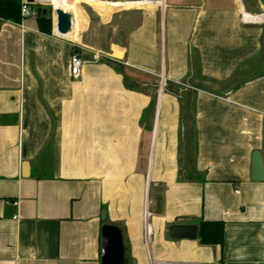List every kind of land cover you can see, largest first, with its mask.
Segmentation results:
<instances>
[{
    "label": "crops",
    "instance_id": "obj_1",
    "mask_svg": "<svg viewBox=\"0 0 264 264\" xmlns=\"http://www.w3.org/2000/svg\"><path fill=\"white\" fill-rule=\"evenodd\" d=\"M107 5L128 17L106 51L71 11L67 35L0 19V264H101L104 223L130 264H264V0ZM201 220L221 246L167 235Z\"/></svg>",
    "mask_w": 264,
    "mask_h": 264
},
{
    "label": "rangeland",
    "instance_id": "obj_2",
    "mask_svg": "<svg viewBox=\"0 0 264 264\" xmlns=\"http://www.w3.org/2000/svg\"><path fill=\"white\" fill-rule=\"evenodd\" d=\"M43 7H50L53 14V6L48 0H38ZM99 6L95 7L93 1L89 0H65L63 7L67 11H71L77 22L79 19L85 20V28L82 33V41L88 47H93L102 51H106L109 44L123 38L122 25L127 23V17L121 15L123 6L107 5V0H96ZM113 1V0H109ZM115 1V0H114ZM118 1V0H117ZM136 6V5H134ZM149 6V4H145ZM158 79V78H157ZM146 82H155V78H145ZM158 81V80H157ZM171 89V88H169ZM191 99L185 102V111L183 120L185 122L184 129L187 136L183 152H185L188 162L191 160L190 146V117H191ZM126 264H130L129 254L126 253Z\"/></svg>",
    "mask_w": 264,
    "mask_h": 264
},
{
    "label": "water",
    "instance_id": "obj_3",
    "mask_svg": "<svg viewBox=\"0 0 264 264\" xmlns=\"http://www.w3.org/2000/svg\"><path fill=\"white\" fill-rule=\"evenodd\" d=\"M28 5L40 4L38 0H24ZM51 4V3H50ZM45 13L41 7L37 8L38 14ZM55 18L54 28L59 35H67L72 29V16L62 8H53ZM254 179H263L261 175L262 163L258 152L253 154ZM101 219H105V211L101 212ZM199 225L196 223H176L168 226L167 235L172 239L196 240ZM102 251L101 264H124L123 237L120 228L116 225L104 223L101 226Z\"/></svg>",
    "mask_w": 264,
    "mask_h": 264
},
{
    "label": "trees",
    "instance_id": "obj_4",
    "mask_svg": "<svg viewBox=\"0 0 264 264\" xmlns=\"http://www.w3.org/2000/svg\"><path fill=\"white\" fill-rule=\"evenodd\" d=\"M22 0H0V19L12 20L19 22L21 20L20 8ZM31 8L41 7L45 10L37 14L36 20L38 28L41 32H51V9L40 4L30 5ZM224 239V223L222 221H206L199 222L198 242L202 245H222ZM124 264H126V252L124 249Z\"/></svg>",
    "mask_w": 264,
    "mask_h": 264
},
{
    "label": "built area",
    "instance_id": "obj_5",
    "mask_svg": "<svg viewBox=\"0 0 264 264\" xmlns=\"http://www.w3.org/2000/svg\"><path fill=\"white\" fill-rule=\"evenodd\" d=\"M38 12L36 8H31L24 0H22L20 8L21 18L32 17L35 18ZM253 20L264 22V16L251 17ZM95 59H98V56L95 55ZM86 61L79 55L77 51H73L70 56L69 63V72L73 78H78L81 74L82 67Z\"/></svg>",
    "mask_w": 264,
    "mask_h": 264
},
{
    "label": "bare ground",
    "instance_id": "obj_6",
    "mask_svg": "<svg viewBox=\"0 0 264 264\" xmlns=\"http://www.w3.org/2000/svg\"><path fill=\"white\" fill-rule=\"evenodd\" d=\"M51 3V2H50ZM55 7H58V6H55ZM114 55L118 58H121L122 57V53L121 52H115Z\"/></svg>",
    "mask_w": 264,
    "mask_h": 264
}]
</instances>
